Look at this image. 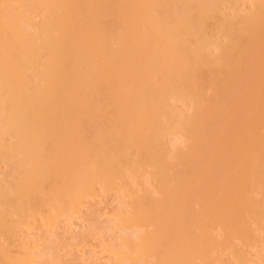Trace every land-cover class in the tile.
<instances>
[{
	"label": "bare ground",
	"instance_id": "obj_1",
	"mask_svg": "<svg viewBox=\"0 0 264 264\" xmlns=\"http://www.w3.org/2000/svg\"><path fill=\"white\" fill-rule=\"evenodd\" d=\"M254 5L0 0V264L30 262L26 245L23 258L10 251L37 215L117 182L130 214L116 223L141 240L126 241L121 264H210L218 243H253L248 221L264 218V1ZM142 175L152 190L136 194L128 177Z\"/></svg>",
	"mask_w": 264,
	"mask_h": 264
},
{
	"label": "rangeland",
	"instance_id": "obj_2",
	"mask_svg": "<svg viewBox=\"0 0 264 264\" xmlns=\"http://www.w3.org/2000/svg\"><path fill=\"white\" fill-rule=\"evenodd\" d=\"M260 1H264V0H260ZM257 2L258 0H239V5L240 7H245L247 10L248 9L252 10V8H254L253 6H255L254 4ZM180 107L181 108L183 107V109L185 108L187 110L186 106L183 104L180 105ZM172 135H175V134H172ZM168 137L166 138L167 140L171 138L170 137L168 139ZM179 137L180 136L178 135L177 137H175L174 139L172 138V139L173 140L176 139L178 141L180 139ZM175 141L174 143L173 142L171 143L169 142V143L171 145L173 143L174 144V146L172 145L173 147H177V144L179 146H182V145L185 146L183 142H182V145H180L181 142L175 143ZM179 141H182V140H179ZM166 145H168L167 141H166ZM172 146L168 145V148L171 149L173 148ZM144 176L146 177V175L141 176L142 182L141 180L140 182L143 184H140V185H139L140 182L137 183L138 181L135 182V180H132L131 178L128 177L127 183L129 182V180H131L134 183V185H132L133 183L131 182L132 183L131 184L129 182L132 188L133 186L137 188V190L136 188L135 189L133 188L135 191H137L135 192L136 194H138L139 192H140L139 194H142V191H144L145 193L148 191L150 192L152 190V188L149 187L150 181L149 182L147 181L146 183L147 185H149L148 186L149 190L147 189V186L144 183L145 181L143 180L145 179ZM150 178L151 177L148 176L146 177V180H149ZM118 184L119 182L115 183L116 185L115 188H113L114 187L113 185L111 186L112 189L110 187V188H107V190L106 188L104 189L103 187L98 186L96 188V191L93 192V195L92 194L83 195L79 199L80 201L77 200L75 205L74 206L72 205L73 207H68V209H66V212L65 210L64 212L61 211L62 213L61 212L57 213V211L56 212L53 211V213L50 215H45V216L37 215L36 218H33L30 221L31 223H29L27 226H24L23 229L19 228L23 232L19 234L20 236H18V239H17L18 241L16 242L17 245L12 248L13 250L11 249L12 251H10L11 252L10 254H12V257L13 256L15 257L19 256L21 258L24 257L23 258L24 261L28 259L30 262L28 263L26 260L25 264L27 263L31 264L32 261H34V263L32 264H39V262H41L40 264H50L49 260L50 261L52 260L53 263L51 264H55L58 261L57 257H60L58 258L60 259L58 261V264L59 262L60 264L63 263V261L65 262L63 264H118V263L121 264L120 260L122 261L124 260L122 256L123 255L127 256L131 253V251L129 250L130 248H128L129 246L128 244L130 242H131L130 245L139 244L141 243V240L140 241L138 240L137 242V239H136V242H135L134 238L133 239L131 238L132 233H130L129 239H127L128 237L126 236L129 232L128 233L126 232L127 234L124 235L125 228L122 229L123 226L120 224L121 222L123 224V222L126 221V219L128 218L127 217L129 216L128 214H130L128 213L129 212L128 204L130 203V200H129L130 197H128L127 199V196H129V194L125 193L126 190L124 192V189H126L127 187L124 189L122 188L117 189V187H119L117 186ZM144 185L146 187H144ZM140 186L143 187L142 190ZM145 190H148V191H145ZM255 196L259 198L258 194H255ZM124 197L127 200H129V202L127 200L123 201ZM121 202H124L126 204L124 205ZM121 207H124L126 211L125 209L124 210L120 209ZM70 209L73 211H71ZM124 211L127 212L126 216L124 215L125 214ZM117 215L119 216L120 219L117 218ZM115 216L118 220L115 218ZM117 221L120 222V224ZM207 221L208 220H206V222ZM116 222L120 226H122L120 228L123 231H120V228L118 227V224ZM248 222H249V225H251L250 227L253 229V235L256 236L255 237L256 241H255V238L253 239L256 243L253 240H252L253 243H250V241L244 242L240 238H239L240 240L234 237L230 238L229 242L227 241L225 244L222 243L221 245V243L220 244L218 243L217 249H216V251L218 252H215L214 250L213 251L214 254H212L215 257V258L213 257L214 261L212 263L210 262L208 263L210 264H237L238 263L239 264L240 261H238L237 258L236 260L235 256H232L234 255L233 254L234 248L232 247H235L237 245V246H241L243 250L245 251V254H244L245 264H256V260L258 259V257H261L262 254L264 255V239L260 241L261 238H264V218L259 221H256L254 218H251ZM216 224L217 225H214V223L211 224L212 227L210 226V232L212 235L217 234L215 236L219 240H222L224 239L225 232L224 230L222 231L223 227L219 224V222ZM94 225H95V229L94 227L92 228V226ZM135 230H136L135 227L132 228V232H134ZM121 232H124L122 233L124 237H122L123 235L121 234ZM136 232L137 231H135L134 233ZM134 233L132 234V236L133 235L135 236ZM258 237L260 239H258ZM122 239H123L122 244L125 245L127 241L126 244L128 245L127 247L126 245L125 247L120 246L121 249L125 248L124 253L123 251H121V249L120 251H118L119 246L117 247V250L113 248L115 247L116 244H118V240L120 242ZM257 243L261 244V245L259 244L260 248L256 247L258 245ZM3 244H5V242ZM22 245L23 246L26 245L29 248L28 253H31L29 254V257L27 255L23 256V254L25 253L28 254V253L21 252V249L24 248ZM56 254L57 256L55 257L54 255ZM42 255L44 259L43 258L40 259L39 256L42 257ZM33 257L35 258L33 259ZM52 257H54V261ZM46 258H47V261H45ZM61 258H64L62 259L63 261H61ZM35 259H38V261L40 259V261L38 262ZM200 261L199 263L201 264L202 262ZM202 264H205V263H202Z\"/></svg>",
	"mask_w": 264,
	"mask_h": 264
}]
</instances>
